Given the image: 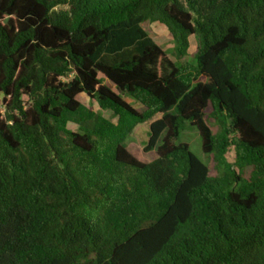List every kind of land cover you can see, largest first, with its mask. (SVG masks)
<instances>
[{
  "label": "trees",
  "instance_id": "trees-1",
  "mask_svg": "<svg viewBox=\"0 0 264 264\" xmlns=\"http://www.w3.org/2000/svg\"><path fill=\"white\" fill-rule=\"evenodd\" d=\"M0 264H264V0H0Z\"/></svg>",
  "mask_w": 264,
  "mask_h": 264
},
{
  "label": "rangeland",
  "instance_id": "rangeland-1",
  "mask_svg": "<svg viewBox=\"0 0 264 264\" xmlns=\"http://www.w3.org/2000/svg\"><path fill=\"white\" fill-rule=\"evenodd\" d=\"M144 29L146 30L148 36L159 45L168 56L177 62V58L173 54V38L167 27L159 22L146 23L144 24ZM198 48V39L195 36L190 38V48L189 53L184 57L181 62H193L194 54ZM79 101L85 105L87 108L97 111L105 116L107 119L116 122L117 120L113 117L112 112L102 111L96 101L90 99L85 94L78 97ZM130 103L137 107L138 104L133 99H129ZM69 128L73 131H78L79 127L77 124L70 123ZM150 126L148 123L138 125L133 132L127 137L125 141V146L128 150L140 161L149 163L155 159V150L147 149V142L149 140ZM180 142H184L189 145L190 151L203 163L212 168V164L207 155L204 154L202 150V141L197 129L187 125L181 132ZM230 161L233 160L234 152L233 150L229 153Z\"/></svg>",
  "mask_w": 264,
  "mask_h": 264
}]
</instances>
